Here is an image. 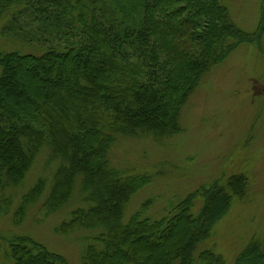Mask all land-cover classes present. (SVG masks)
Masks as SVG:
<instances>
[{
	"label": "trees",
	"instance_id": "trees-1",
	"mask_svg": "<svg viewBox=\"0 0 264 264\" xmlns=\"http://www.w3.org/2000/svg\"><path fill=\"white\" fill-rule=\"evenodd\" d=\"M0 24L16 45L0 50V215L14 200L7 191L48 151L56 169L44 209L84 203L56 228L93 231L83 264H226L214 249L194 252L245 196V175L199 187L158 219L144 217L149 199L125 223L126 206L153 176L112 167L108 153L120 136L181 132L182 109L204 75L241 43L263 48L264 6L255 33L232 22L221 0H0ZM46 187L40 177L17 213ZM15 240L14 264H70L31 236ZM235 264H264V242L252 238Z\"/></svg>",
	"mask_w": 264,
	"mask_h": 264
},
{
	"label": "rangeland",
	"instance_id": "rangeland-1",
	"mask_svg": "<svg viewBox=\"0 0 264 264\" xmlns=\"http://www.w3.org/2000/svg\"><path fill=\"white\" fill-rule=\"evenodd\" d=\"M221 2L239 28L248 33L258 30L264 0ZM5 31L4 24H0V50L16 46ZM25 51L37 53L32 47ZM179 124L181 132L160 141L120 136L111 146L108 160L112 167L153 176L151 183L130 200L123 220L128 222L149 199L153 203L144 217L158 219L199 187L245 175L249 181L245 196L234 199L210 238L199 243L194 252L197 258L202 251L214 249L223 255L226 264H235L252 238L264 242V40L262 49L241 43L223 62L213 66L190 95ZM48 159V151H44L23 184L7 191L14 200L9 210L0 215V264H14L8 256L11 244L26 235L63 255L70 264H83L87 237L93 231L78 230L66 235L56 228L84 203L75 199L56 213L44 209L56 169V165L47 164ZM40 177L47 179L43 198L24 216L18 214L20 199ZM201 205L197 203L194 213Z\"/></svg>",
	"mask_w": 264,
	"mask_h": 264
}]
</instances>
